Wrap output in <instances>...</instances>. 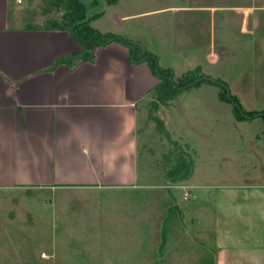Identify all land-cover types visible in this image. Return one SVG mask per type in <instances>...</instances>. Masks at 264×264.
<instances>
[{
  "label": "crops",
  "instance_id": "0c3cea01",
  "mask_svg": "<svg viewBox=\"0 0 264 264\" xmlns=\"http://www.w3.org/2000/svg\"><path fill=\"white\" fill-rule=\"evenodd\" d=\"M24 3L0 0V198L13 191H40L55 193L56 200L60 189L88 199V205L103 201L100 212L113 199L125 201L124 215L117 213L118 204H111L101 220L111 229L106 233L111 244H140L139 235L128 237L130 230L162 232L163 264H264V183L193 185L200 191L194 192L190 204L175 205L168 195L158 222L146 225L147 230L132 226L135 192L156 190V185L138 183L136 160L139 116L149 124L148 104L156 98L159 80L146 63H134L129 48L118 43L99 48L93 63L53 67L83 47L70 31L35 28L58 16L53 8H35L46 16L28 13ZM126 4L118 0L106 5L114 9L115 31L92 26L130 39L139 52L157 53L151 45L156 37L148 29L151 23H137L156 13L178 15V40L164 39L176 42L187 58L202 54L207 64L219 65L244 43L264 49V0H185L178 6L141 10L139 0ZM157 38L163 41L162 35ZM193 62L213 78L198 58ZM172 176L169 179L177 180ZM181 182H169L164 189L187 186ZM115 218H120L119 224ZM73 222L68 218L69 225ZM118 250L138 253L136 246ZM187 254H195L189 263L182 258ZM131 258L129 264H139L140 257Z\"/></svg>",
  "mask_w": 264,
  "mask_h": 264
},
{
  "label": "rangeland",
  "instance_id": "374dc122",
  "mask_svg": "<svg viewBox=\"0 0 264 264\" xmlns=\"http://www.w3.org/2000/svg\"><path fill=\"white\" fill-rule=\"evenodd\" d=\"M131 1L123 0L129 5ZM184 1L139 0V6L140 10L155 9L166 5L178 6ZM24 8L28 13L39 12V16H46L41 10L51 8L56 16L62 14L61 9L53 7L52 0H25ZM104 8V16L93 19L91 24H97L106 31H115L112 22L114 9L106 5ZM147 22L151 23L148 29L156 36L152 37L151 45L163 68L171 67L182 75L195 68L196 62L193 61L198 58L203 71L211 75L218 85L204 83L181 92L169 103H162L154 117L149 118L148 125L144 123V116H139L138 183L156 185V190L135 192L137 198L133 206L136 215L133 216L132 226L141 230H147L148 226L158 222L161 210L167 206L168 195L172 196L175 205L177 202L181 206L186 202L190 204L195 198L194 192L200 191L193 185L264 183V93L261 91L264 89V49L256 44L244 43L223 56L221 64L209 65L204 62L202 54L187 58L186 54H180L176 42L167 43L164 39L174 37L178 40V15L156 13L137 23ZM159 35L163 36V41L157 38ZM221 86L227 92L224 100L219 95ZM158 120L164 121L169 133L160 132ZM179 158L180 162L184 158L190 163L191 172L187 177L180 173L177 180L169 179L168 174L175 170ZM179 180L189 188L164 189L169 182L179 184ZM69 192L57 190L56 200L53 199L55 193L51 192L19 194L13 191L6 197L1 195L0 264H129L128 258L131 260V257H140L139 264H163L166 261V254L159 251L164 246L162 232L155 235V232L139 234L130 230L128 237L139 235L140 244L109 243L106 233L111 229L102 226L101 220L107 218L115 204H118L115 205L117 213L124 215L125 201L119 204L113 199L112 203L103 205L104 209L100 212L103 201L88 205V199L73 197ZM185 195L190 201L184 199ZM203 215L208 217L209 213ZM68 218L74 221L73 224L67 223ZM114 222L119 224L120 218H115ZM154 239L159 241L157 245ZM120 246H136L140 254H125L118 250ZM194 255L187 254L182 258L189 263L192 261L189 257Z\"/></svg>",
  "mask_w": 264,
  "mask_h": 264
},
{
  "label": "trees",
  "instance_id": "16d2710c",
  "mask_svg": "<svg viewBox=\"0 0 264 264\" xmlns=\"http://www.w3.org/2000/svg\"><path fill=\"white\" fill-rule=\"evenodd\" d=\"M87 2H91V4L88 5ZM103 2L105 5L111 6L115 5L118 0H103ZM101 4L102 0H52L53 7L58 10L61 9L62 14L47 21L45 25L35 26V28L70 31L79 45L83 47L81 52L59 59L53 67L66 64L71 68H76L81 63H93L96 60L97 50L109 46L112 43H118L128 47L133 62L146 63L150 67L153 75L159 80V83L155 87L156 98L148 104L149 118L154 117V113L157 112L162 103H169L170 100L176 98L183 91L194 89L204 83L218 85L217 82L213 81V78H208L200 67L177 76L173 69L163 68L159 64L157 55L149 51L139 52L136 44L130 39L110 32L103 33L93 27L91 24L92 20L100 17L103 11L93 13L90 20L86 21L88 13L91 10H99ZM221 88L219 95L224 100V98H227V92L225 87L221 86ZM232 98L237 97L232 96ZM157 125L161 133H169L164 121L158 120ZM184 158L186 159V157ZM184 158L182 162H180V158L177 159L175 170L169 172V178L172 175V177H177L180 173H184V177L189 175L191 172L190 163Z\"/></svg>",
  "mask_w": 264,
  "mask_h": 264
},
{
  "label": "water",
  "instance_id": "95a60500",
  "mask_svg": "<svg viewBox=\"0 0 264 264\" xmlns=\"http://www.w3.org/2000/svg\"><path fill=\"white\" fill-rule=\"evenodd\" d=\"M87 4L88 5H90L91 4V2H87ZM104 2H103V0H102V4H101V8L99 9V10H91L89 13H88V16H87V20L86 21H89L90 20V18H91V15L95 12V11H102L103 9H104Z\"/></svg>",
  "mask_w": 264,
  "mask_h": 264
},
{
  "label": "built area",
  "instance_id": "2783aa9c",
  "mask_svg": "<svg viewBox=\"0 0 264 264\" xmlns=\"http://www.w3.org/2000/svg\"><path fill=\"white\" fill-rule=\"evenodd\" d=\"M172 187H175V186H172V185H171V186H169V188H172ZM181 187H183L184 189H185V188H187V189L189 188L188 186H181ZM184 198H185V199H187V195H185V197H184Z\"/></svg>",
  "mask_w": 264,
  "mask_h": 264
},
{
  "label": "clouds",
  "instance_id": "9594fccd",
  "mask_svg": "<svg viewBox=\"0 0 264 264\" xmlns=\"http://www.w3.org/2000/svg\"><path fill=\"white\" fill-rule=\"evenodd\" d=\"M183 188V187H182Z\"/></svg>",
  "mask_w": 264,
  "mask_h": 264
}]
</instances>
